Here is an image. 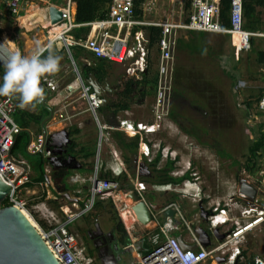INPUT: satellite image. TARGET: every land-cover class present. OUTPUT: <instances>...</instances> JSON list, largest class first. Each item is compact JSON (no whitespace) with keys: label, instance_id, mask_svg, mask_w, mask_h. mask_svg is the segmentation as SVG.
I'll return each instance as SVG.
<instances>
[{"label":"built area","instance_id":"2783aa9c","mask_svg":"<svg viewBox=\"0 0 264 264\" xmlns=\"http://www.w3.org/2000/svg\"><path fill=\"white\" fill-rule=\"evenodd\" d=\"M243 2L244 0H232L231 28L224 29L220 23V0H192V12L189 22L180 23L175 21L147 23L136 16L134 0H113L106 19L86 24L76 23L75 0H65L64 7L59 10L61 20L58 21V25L61 26L62 30L60 35L54 38L52 45L55 42L61 44L68 52L74 73L77 76L76 80L80 84L83 98L86 100V110L84 112L92 115L97 126L102 131L103 126L100 124V115L98 113L101 109L102 99L93 93L91 88L82 80L73 61L71 49L76 46L81 47L93 54L97 59L115 64L129 65L128 71L132 70L135 72L138 70V72L143 73L148 67V44L150 40L140 29L143 27L161 28V37L157 42L159 50L158 84L154 106V111L157 115L156 123L158 122L159 124V121L163 122L170 116L173 89L171 81L176 68L179 31L227 33L233 36L237 34L240 36L239 51L243 52L251 50L252 38H264V34L247 32L243 29ZM20 3L21 0H0V6L3 4L13 15L20 14ZM80 27L91 28L93 36L77 40L70 35L74 29ZM136 29L140 31L135 34V42L132 44L130 43V36ZM52 75L46 74L42 76L47 90H45L46 93L44 92L43 102L39 104L49 103V100L59 91V87L52 79ZM239 86H243V82H240ZM71 89L72 85L68 87V90L71 91ZM18 103L19 101L15 96H0V176L13 189L7 197L11 206L29 213V204L25 196L32 192L35 193L36 189L38 194L40 190L42 191L43 198L49 199V201L58 200L52 181L54 166L51 163V159L55 157V153L48 144L47 135H40L30 141L27 146V153L30 155L42 153L46 161L44 166L46 180L36 184L35 189L30 188L28 185L32 183L31 177L25 165L23 163L18 164L11 154L16 137L22 131L14 121V115L21 110ZM258 109L264 114V97L260 100ZM51 111L54 114V118H58V121L66 127L73 125L75 116L69 113L65 105H62L60 109ZM154 125L150 126L153 127ZM148 126L142 122L131 123L128 120H121L118 130L128 135L129 138H136L141 137L142 134H149L148 130L150 128ZM145 145L147 150L141 152V155L148 158L150 148L147 144ZM74 182H89L91 185L82 204L80 205L77 202L70 203L75 212L67 206H61L59 209L62 219H58L51 214L47 228H42L39 225H36L35 228L60 264H99L96 253L90 251L87 246L80 244L75 234L70 231V227L78 219L93 212L97 200L111 199L120 214L126 212L128 206L125 203L118 202L119 197L122 195L120 183L110 179H100L98 169L87 180L75 177ZM146 190L145 183L136 182L135 193L141 202L145 201L144 193ZM238 194L245 197L241 193ZM123 196L127 198L128 194ZM233 198L234 196L230 198V201ZM230 203H227L224 208L220 204L215 205L209 211L208 225L211 231L229 222H233L235 227L215 249L211 251L205 248L197 250L184 249L176 238L170 236V232L178 227L168 223L164 226H159L157 232L147 236V241L151 245L150 249L139 254L137 260L132 264H182L177 249H179L181 254H191L193 264H205L213 254L225 257V261L222 264H240L238 261L241 255L239 246L245 242L246 233L258 226H262L264 230V200L255 199L252 206L240 211V217L236 220L230 217ZM171 207L178 210L176 205ZM66 209L69 210V213ZM122 219L124 220L123 215ZM239 220H246V223H242ZM182 221L191 232L193 239L197 241V237L189 224L184 220ZM52 222L55 223L52 224ZM252 264H264V257L256 258Z\"/></svg>","mask_w":264,"mask_h":264},{"label":"rangeland","instance_id":"374dc122","mask_svg":"<svg viewBox=\"0 0 264 264\" xmlns=\"http://www.w3.org/2000/svg\"><path fill=\"white\" fill-rule=\"evenodd\" d=\"M57 3L63 5L65 0H21L20 8L23 14L27 11L26 14L19 18V22L16 20V17L6 19L0 16V32H5L18 41L22 50L24 47L23 39L25 40V34H27L30 39L28 40L26 38V40L32 43L31 46H29L31 47L30 51H32L37 44H46L47 40H50L49 30L47 29L55 27L56 24L53 22L54 18H49V15H44L47 10L45 7ZM184 7L185 0H146L141 8L142 17H144V21L147 23L165 21L180 23L184 22L191 15V11H186ZM37 14L44 15L46 20L40 18V20L33 22L28 21ZM19 23L22 28H26L29 32L25 29H21ZM35 25L38 26L35 27ZM41 25L45 29H43ZM51 30L53 31V29ZM52 31L51 35L54 34ZM8 35L2 38L4 44L10 50L18 49ZM198 36L205 35H197L196 32L186 33L183 30L179 33L176 68L171 81L172 90L174 92L170 106V116L174 120V123L172 122V124H170L171 127H169L168 123V121L170 123L171 121L167 119L163 122L159 121V124L158 122L156 123L157 115L154 111L155 98H152V101L147 104L144 103L139 105L135 101L132 102L130 105L131 108L129 109L130 114L125 118L131 123H145L149 125L148 127L150 128L148 130L149 134H142L141 137L139 136L137 154L130 155V165L125 164L128 172L131 173V175L133 172L137 174L139 171L138 165L140 163L141 165L144 164L146 169L147 167L149 168L151 162L160 155L156 170L164 169L166 168L165 166L172 163L170 173L172 172L171 176L174 175V178L182 177L187 171H190L189 179L179 184L182 187L178 193L180 196H190L187 194L188 191L191 193H198L199 190L194 187L198 184H204L206 189L211 188L213 190H218L217 183H219V180L222 178L224 180L227 179V177L237 180L242 176L244 178L245 173H243V168H245L248 163L250 147L254 141V137L251 136L250 132L251 126L248 124V109L244 106L245 102H247V98H245L243 93L242 97L237 93L235 81L225 74L224 70L227 68L230 69L231 65H219L220 61L228 58L231 54L229 42L225 39L224 35L204 37L203 39ZM235 40L234 37L233 50L234 53L237 54L238 51L235 48ZM256 41H260V43L258 42L259 44L263 43V40ZM189 46L196 48V50L191 52ZM149 53V78H152L158 71L159 53L157 51V46L151 48ZM240 56H243L244 60L242 64L244 66L242 69V76L245 77L248 75V68L252 67V65L248 62L246 54L242 53ZM230 60L234 62L231 57ZM70 68L72 71L73 67L71 66ZM124 69L125 67L123 65L117 66L108 64L109 73L122 77L120 86L129 79ZM138 78L141 79L142 77L139 75ZM260 85L261 84L258 83L256 87ZM257 90V88L254 90V94ZM253 111L264 116L257 108H253ZM98 113L101 114V111ZM153 124L155 125L151 127L150 125ZM126 136L129 138L128 135ZM93 140L94 139H92V141ZM145 144L150 148V155L148 158L140 154L143 146H145V151L147 150ZM117 150L123 161H125L123 157L124 152L120 148ZM141 152L144 151L142 150ZM40 158L41 157L38 155H33L29 159L34 165V174L40 173ZM136 158L138 162L136 161L135 163ZM101 159V175L105 170L114 178L123 176L124 173L120 169L119 171L116 169L115 173L112 174L113 172L110 169L105 168L107 166L105 153H103ZM89 164L94 170L95 165L93 161ZM143 170L144 168L141 169L142 174L144 173L141 179L147 182V196L152 198V196H154L153 194H155L157 197H160L163 196L165 192H170L172 190L171 186H164L156 191V189H154L156 185H153L152 182L149 181L151 175L145 174V170L144 172ZM230 191H232V187L227 186V195ZM25 198L28 200L29 213L27 211H21L32 223H36V225L42 228H47L51 214L58 219H62V214L59 211L60 202L52 201L53 203H50L51 200L49 201V199L42 197L41 190L39 194L36 190L35 193L32 192L26 195ZM167 201H170V198ZM115 209L119 213V210H117V208ZM109 210V208H105L104 210L94 209V211L89 214V220L92 221L95 219L96 215H99L100 226L105 229L106 227L110 228V226L115 225L112 222V220L115 221V218H112L114 216L113 214L116 212L114 210L109 212ZM125 215L127 224H132L133 221L129 213ZM83 218L75 221L70 227V231L75 234L80 244L87 246L78 236V231L82 229L80 221ZM54 223L55 222H52V224ZM258 237V243L255 247L261 250L264 248V233H259ZM122 264H130V262L126 260L123 261Z\"/></svg>","mask_w":264,"mask_h":264},{"label":"crops","instance_id":"0c3cea01","mask_svg":"<svg viewBox=\"0 0 264 264\" xmlns=\"http://www.w3.org/2000/svg\"><path fill=\"white\" fill-rule=\"evenodd\" d=\"M260 1L262 2V4L257 7V11H256V17L258 18V22L256 24L255 29L258 32H253L252 30L251 31L252 33L264 34V0H260ZM63 7H64V4L61 5V3H57V4H50L49 7H45V9H50L51 11V10H55L58 8L59 10H61ZM26 12L23 14L20 8V14L13 15L11 12H9L6 9V7L3 4L0 6V16L2 18L7 19L11 17L12 18L16 17L17 18L16 20L18 22H19V18L25 15ZM47 13L49 15L48 17L51 18L52 15H50V12H47ZM76 13H77V3H76V8H75V18H76ZM108 15H109V12H108ZM97 20H102V19H97ZM142 20H144V17H142ZM19 26H20V23H19ZM57 26H60V25H58L57 23ZM20 27L21 29L26 30V28H22V26ZM42 28L45 29L43 26ZM87 28L89 29V33L87 37L84 39H87L88 37L93 36V33L91 32V28L89 27ZM145 28H149V27H143L140 30L143 32V34L146 35V37H148L145 31ZM76 29H74L70 33V35L73 36L74 38L75 36L73 32ZM47 30H49L48 33H49L50 40L49 41L47 40L46 44L41 43L40 45L42 46H46L49 42L54 41V38H52L51 36L52 30L51 29H47ZM140 30L136 29L132 33V35L130 36V43L133 44L135 42L134 36L137 33V31H140ZM26 31L29 32L28 30ZM251 31H247V32H251ZM185 32L187 33V32H192V31H185ZM179 33L180 31L178 32V40H179ZM196 33L197 35L198 34L205 35V36H198L201 39H203L204 37H216L217 35L225 36V39L229 42V48L231 49V54L228 58H225L224 60L220 61L219 65L220 66L225 65V64L231 65V68H230L231 70L229 68L224 70L225 74H227L228 76H229V73H232V72L236 74L237 79L234 81L236 85L235 89L238 91L237 93H239L241 97L243 96L242 95L243 93L245 95V98H247V102L252 103V107L257 108V110H259L258 109L259 102L257 103V101L259 99L261 100L264 97V79L261 77V74H264V70H262L256 64L257 53L256 52L254 53L251 50L249 52L239 51L237 50L236 44H235V48L238 51V53L235 54L233 50L234 49V42H233L234 37L231 34L205 33V32H196ZM3 34H7V33L0 32V38L1 36H3ZM24 36H25V40L23 39L24 37L22 38L23 43H24L23 50L18 41H16L14 38L10 36L9 37L16 44L19 51L22 54L26 55L31 52L30 51L31 47L29 46H31L32 43L26 40V38L30 40L27 34H25ZM80 39H83V38H80ZM254 40H255L256 49H259V48L261 49L264 47L263 46L264 43L259 44L260 41H258L259 43L256 41V40L264 41V38L255 37ZM150 44L151 43L149 42L148 51H150V49L154 47V46L150 47ZM155 46H157V44ZM73 48H76V50H79L78 54H76L77 55L76 58H74L73 55H72V58L82 77V80L88 86L87 80L89 79V77L88 79L84 78V75L82 72V64H87L89 66L96 67V61L93 57H92L93 59H90V58L86 59L87 58L86 55L93 56V54H91L89 51L81 47H77V46ZM189 48L191 52L196 50V48H193L190 46ZM53 49L55 53L61 57L59 71L52 75V79L58 85L59 91L55 93V95L49 100L50 104L48 102L47 104H44V105L37 104L35 109H32L31 107L21 109L14 115L15 123L22 129V131H26L27 133H29L30 141L32 139H36V137L40 135H47L48 137L52 134L59 133L62 131H67L69 133L71 144L68 148L67 155L72 156L73 158L69 161L67 160V156H64V157L58 156L56 158L54 165H53L54 172L64 168L65 172H67V175L59 177V178H55L54 172H53L52 181L55 186V191H56L58 200L56 201L51 200L50 203H53L52 201L60 202L61 205L59 206V208L61 206H67L70 209H72V211L74 209L70 204L71 202H77L78 204L81 205L83 199L87 196V193L89 192L91 185L89 182H85V183L74 182V178L80 177L82 178V180H87L95 172L96 169H98L99 174H100V164L102 161L101 158H102L103 153H105V161L107 163V166L105 168L110 169L113 172L112 174L115 173L116 169H118V171L120 169L127 176L128 182L130 184L129 191H125L121 188L123 198L119 197L118 202L125 203L128 206V209H126V212L129 213L133 222L132 224L128 225L127 222L122 219V214L118 213L116 209H115L116 213L114 215L117 216L119 220L113 216L112 219L115 218V221L112 220V222L113 224L115 223L119 224L121 222L123 225H125L124 227L128 235V239L125 240L127 241V244H126L127 246L134 244L136 242L144 241V247L146 249L144 252H146L150 249V246H151L147 241V236L151 235L152 233L157 232L159 226H164L165 224H168V223H171L174 226L178 227L177 229H174L170 232V236L176 238L180 242V244L184 246H191L192 250L205 248L208 251H211L215 249L221 242L225 240L226 235L234 228V226H233V222H229L225 225H220L217 227L216 230L211 231L208 225L209 211L215 205H218V204L222 205V208H224L227 205V203H230L232 201L230 203L231 211H229V214L231 218L236 220L238 217H240V211L242 209L252 206L253 201L255 199L252 200V199L247 198L246 196L245 197L239 196L238 194L240 193L239 190H240V185H241L242 180L246 181L249 185H251L253 188L257 190L258 193H257L256 199L261 200V201L264 200V155L261 157V155L259 154L260 157L256 158V162L258 164L257 166H254V168L252 166L251 169H248L247 167L248 163H247L246 167L243 168V173H245L244 178L243 176L240 177L239 180L235 178H229V177H227V179L225 180L222 178L219 180V183H217L218 190L216 189L213 190L211 188L206 189L204 184H200V185L198 184L194 186L196 189L199 190L198 193L193 192L194 193L193 194L190 191H188L187 194H189L190 196H187V195L180 196L178 193L182 189V187L179 184L178 185H165V187L171 186L172 190L170 192H165L163 196H160V197H157L155 194H153L154 196H152V198L147 196L148 190H146V192L144 193V198H145L144 203L147 204L149 207L153 206L155 208H159V210L152 212L154 216V220L152 222H150L147 225L141 224L136 214L133 213L134 211L132 208L133 206H135L136 203L133 200L132 194H135L137 196V194L135 193V185L137 181H141L145 183L146 187L148 185H147V182L141 179L143 176L140 170L137 172V174L136 172H133L132 175L131 173L128 172L125 166L126 163L125 161H123L122 157L120 156L117 150L119 149L118 145L115 139L112 137V133L117 132V131L120 132L118 130L119 122L121 120H126L125 118L128 117V115L130 114L129 109L131 108L130 107L128 110H125V111H119L116 115L113 114V110L115 108L114 102L117 101L118 93L122 90V85L125 82L121 84L120 86V80H122V77H118L117 75L109 73L108 64H114L117 66H120L121 64H115V63H110L106 61L105 69L108 72L107 76H105L102 79L98 74H95L98 80L102 83L106 79H108V82L111 85L112 89H114L116 92V95H112L109 93L106 95V97L110 99L112 105L100 109L101 111V114H99L100 122H101L100 124L103 126V129L101 131L99 126H97L96 122L94 121L92 115L88 112H84L86 110V100L83 98V95H82L83 91H82L80 84L76 80L77 76L74 73V70L72 69L71 71L70 67L72 66V64H71V60H70L68 52L61 44H57L56 42L55 44H53ZM157 51L159 53L158 47H157ZM242 53L246 54L247 58L249 56L251 57V59H247V60L252 65V67L248 68V75L245 77L242 76V69L244 68V66L242 65L244 62L243 56H240ZM71 54H72V51H71ZM44 55H47V52H45ZM230 57L234 60V62L230 60ZM149 61H150V57L148 58V64H149ZM158 61H159V58H158ZM123 66L125 67L124 72L129 76V79L127 81H134V82L142 81L144 72L140 73L138 72V70L135 72L132 70L128 71L129 65H123ZM147 69L145 72H147ZM91 74H94V73H91ZM139 75L142 77L141 79L138 78ZM157 75H158V72H157ZM240 82H243V86H239ZM257 82L260 83L261 85L256 87V85H258ZM0 83H2V77L0 78ZM71 85H72V89L70 91L68 90V87ZM40 87H42L44 92L46 93L45 90H47V88H46V84L44 83L42 77L40 81ZM253 88L254 90H256L257 88L259 91L258 90L257 92L255 91V94H254ZM138 90H140V88L136 87L135 94H134L135 97H134L133 102L135 101L139 105L144 104V103L147 104L148 102L152 101V98H156L157 88L155 90L154 87L147 86L146 95L144 98L139 97ZM247 102H245V104ZM245 104L244 106L246 107ZM62 105H65L69 113L75 116L73 119V125L70 127H66L63 123H60L58 121V118L56 117L54 118L53 116L54 114H52L51 110L54 111V109H60ZM252 107L249 109L246 107L248 109V118H249L248 124L251 126L250 127L251 136L254 137L253 139L254 141L250 149L253 147L254 143L256 142L260 131L264 132V116L259 115L258 113L253 111ZM167 120L171 121V123L168 121L169 127H171L170 124H172V122L174 123V120L172 119L171 116H169ZM74 130H78L79 133L72 136V132ZM92 139L94 140L92 141ZM73 141L76 143V147H75L76 149L74 153L72 154L70 152V147ZM26 152H27V147H26ZM87 154H92V156L86 159L85 156ZM140 154H141V151H140ZM20 159L22 162L24 161L28 165V174L33 178L36 177V174H34L33 172L34 165L30 164L21 155H20ZM90 160L93 161V164L95 165L94 170L92 169V166L89 164L91 162ZM136 161L137 159L135 160V163ZM114 165L117 167H115ZM139 165H141V163ZM139 165H138V169H139ZM257 167H259L258 170H256ZM142 168L144 167L142 166ZM144 170L145 172H147L148 175H151L150 177L154 175V172H152L151 166H149V168L147 167V169H144ZM188 173H190V171L186 172V174ZM103 174H110V173L104 170ZM171 174L172 172L170 173V175ZM183 176H185V174ZM172 177L174 178L175 176L173 175ZM179 178H181V176ZM226 185L232 187V191H230L228 195H227ZM161 187H164V185H156L154 189L158 191L157 189H160ZM125 194H128L127 198L123 196ZM232 196H234V198L233 200L230 201V198ZM169 198H170V201H167ZM173 205H176L178 207V210H176L175 208H172L171 206ZM204 213L207 214L206 219L203 217ZM182 220H184L186 223L189 224L191 230L195 233L197 237V241L193 239L191 232L189 231V229L187 228V226L184 224ZM239 221H242V223H246V220H239ZM113 226L114 225L110 226V228L106 227V230L111 229ZM201 229L205 230L210 235V245L208 247H204L200 243V237L198 234V230H201ZM214 232L217 233V236L214 234ZM259 233H264L262 226H258L254 228L253 230L248 231L246 233L245 242L239 246V249L241 250V255L239 256L238 261L240 264H252L256 258L264 257V248L260 250L255 247V245L257 246V243H258ZM222 236H224V238ZM116 241H119V240L116 239ZM195 246H198V248L195 249L194 248ZM124 248L125 247L122 246L121 251H123ZM121 251H118L117 253H115V256L120 255L119 264H122V262L126 260L129 261L130 264H132L137 260V258L139 257V254L144 253V252H135V254H129V256H127L126 254H121L120 253ZM224 261H225V257L221 255L217 256L216 254H213L209 258L208 262H206L205 264H222L224 263Z\"/></svg>","mask_w":264,"mask_h":264},{"label":"trees","instance_id":"16d2710c","mask_svg":"<svg viewBox=\"0 0 264 264\" xmlns=\"http://www.w3.org/2000/svg\"><path fill=\"white\" fill-rule=\"evenodd\" d=\"M146 0H134V7H135V12L136 16L139 18H142V6L144 5ZM77 3V13H76V23L77 24H86L90 23L92 21H95L97 19H105L108 15L109 12V7L112 4L113 0H75ZM231 3L232 0H220V23L221 26L224 29H230L231 28ZM262 2L260 0H244L243 2V29L246 31H253V32H258L256 31V24L258 22V18L256 17V11L257 7L260 6ZM184 9L186 11H192V0H185V7ZM47 12H53V10L50 11V9H47L44 13V15H48ZM191 13V12H190ZM42 14H37L28 21L33 22L36 20H40V18L45 19V16ZM190 17V16H189ZM189 17L184 21V22H189ZM46 20V19H45ZM47 22V21H46ZM51 25V24H50ZM36 26V25H35ZM145 31L147 33V36L150 39V47H153L157 44L161 37V28L157 27H149L145 28ZM251 31V32H252ZM74 36L76 39L80 38H86L89 29L87 27H80L76 29L74 32ZM6 34H3L1 38L6 37ZM264 43V41H263ZM264 46V45H263ZM251 51L257 53V61L256 64L264 70V47L256 49L255 47V40L252 38L251 40ZM72 55L74 58H76V54H78L79 50H76V48H72ZM81 51V50H80ZM82 54V53H81ZM46 56V55H45ZM86 59H95L96 61V67L89 66L87 64H82V72L84 75L85 79H88L89 75L91 73L98 74L102 79L107 76V70L105 69V60L97 59L92 56V55H86ZM93 57V58H92ZM248 59H251L249 56ZM242 60V59H241ZM5 69L0 66V78L3 77ZM239 71V70H238ZM241 73V72H240ZM261 73V72H260ZM263 73V72H262ZM229 77L233 80H236V74L229 73ZM261 77L264 79V74H261ZM158 84V75L156 74L152 78H149V67L147 69V72L143 73V79L142 81H127L122 85V90L118 93V99L116 102H114V110L113 114H117L119 111H125L130 108V104L133 102L134 97H135V90L136 87L141 88V93H139V97L144 98L146 95V88L148 87H154L155 90L157 88ZM121 88V87H120ZM139 91V90H138ZM260 102V99L257 101V103ZM259 104V103H258ZM246 107L249 109L252 107V103H246ZM25 127V125H24ZM79 133L78 130H74L72 132V136L76 135ZM112 137L115 139L118 147L124 152V160L126 164H131V159L130 155H136L137 150L139 148V137L136 138H128L124 133L122 132H114L112 133ZM30 141V135L26 131L20 132L15 140L14 146L12 148L11 154L13 159L18 163V164H24L27 171H28V165L20 159V155L24 157L25 160H27L30 164L33 165L32 162L29 161L30 157L33 155H30L26 152V147L28 146ZM76 143L73 141L72 145L70 147V152L73 154L75 151ZM261 157L264 155V132L260 131L259 136L254 143L253 147L250 149V157L248 160V169H251L252 166H257L256 158ZM40 155V163H39V174H36V177H31V184L28 186L30 188H34L36 184L42 183L46 180L45 172H44V166H45V159L42 154H37ZM92 154H87L85 158L91 157ZM159 157L158 155L156 159L151 162L150 166L152 167V172H154V175L149 178V181L152 182L153 185H178L182 183L184 180L189 179V173L185 174V176L181 178H173L170 175V171L172 169V163L169 164L165 169L161 170H156V165L159 163ZM259 167L256 168L258 170ZM67 172H65L64 168L60 169L56 172H54L55 178H59L62 176H66ZM135 175V174H133ZM100 179H110L113 181L120 182V186L123 190L129 191L130 190V184L128 182L127 176L124 174L122 177L118 178H113L110 174H100ZM11 204L9 201L6 199L2 203V207H9ZM105 208H109V212H112L113 210L115 211V206L113 204V201L111 199L108 200H97L95 204V209L99 210L102 209L104 210ZM114 215V214H113ZM99 215H96L95 218H98ZM118 220L119 218L114 215ZM85 218L89 219L90 216L87 215ZM120 228L122 229L123 235H124V242L125 240L128 239L127 232L125 230L124 225L120 222L118 224Z\"/></svg>","mask_w":264,"mask_h":264},{"label":"water","instance_id":"95a60500","mask_svg":"<svg viewBox=\"0 0 264 264\" xmlns=\"http://www.w3.org/2000/svg\"><path fill=\"white\" fill-rule=\"evenodd\" d=\"M61 20V14L59 15ZM10 49L3 43L0 38V65L4 68V61L10 55ZM88 86L93 92L102 99L101 108L111 106L112 103L106 95H116L114 89L106 79L103 83L98 80L95 74H90L87 80ZM48 144L54 151L55 156L51 159V163L54 165L56 158L67 156V160H71L73 157L68 156V148L71 144L69 133L62 131L52 134L47 137ZM142 166L139 165L141 171ZM10 187L0 176V264H60L56 257L52 254L46 243L40 236L37 229L16 207H2V203L12 192ZM240 193L249 199H256L257 190L249 185L246 181L242 180L240 185ZM133 200L136 203L133 206V211L136 214L139 222L143 225H147L154 220L153 211H158L159 208L148 206L144 202L138 200L135 194H132ZM207 214H203L206 219ZM200 237V243L204 247L210 245V235L203 229L198 230ZM217 236V233L214 232ZM224 238V236H222ZM125 245L127 241H125ZM122 244L120 241H115L114 250L115 253L122 250ZM182 245V244H181ZM184 249H191V246H184ZM195 249L198 246L194 247ZM144 241L136 242L129 246H125L122 254H135V252H144ZM113 254V264H119L120 255ZM103 264H107L106 262Z\"/></svg>","mask_w":264,"mask_h":264},{"label":"clouds","instance_id":"9594fccd","mask_svg":"<svg viewBox=\"0 0 264 264\" xmlns=\"http://www.w3.org/2000/svg\"><path fill=\"white\" fill-rule=\"evenodd\" d=\"M60 59L52 42L46 46L37 44L26 55L18 49H11L10 55L3 62L5 71L0 83V96H15L21 109H35L44 100V90L40 87L41 77L58 72ZM177 252L182 264H193L191 254H181L179 249Z\"/></svg>","mask_w":264,"mask_h":264},{"label":"flooded vegetation","instance_id":"af4514ba","mask_svg":"<svg viewBox=\"0 0 264 264\" xmlns=\"http://www.w3.org/2000/svg\"><path fill=\"white\" fill-rule=\"evenodd\" d=\"M140 91H142L141 88L138 91V94L141 93ZM173 94L174 92L172 90V95ZM142 166L144 167V164H142ZM144 169L146 168L144 167ZM146 173L147 172H145V174ZM81 224L82 229L78 231V236L88 246L90 251L96 253L99 264H103L105 262L107 264H113V254L115 253L114 244L116 239L121 241V243H124L122 246H126V242H124V235L120 226L115 223L111 229L106 230L100 226L99 218H95L92 221L87 218H83L80 221V225ZM120 253H122V251ZM126 255L129 256V253Z\"/></svg>","mask_w":264,"mask_h":264},{"label":"bare ground","instance_id":"6f19581e","mask_svg":"<svg viewBox=\"0 0 264 264\" xmlns=\"http://www.w3.org/2000/svg\"><path fill=\"white\" fill-rule=\"evenodd\" d=\"M50 15H52V18H54V23L56 24V26L55 27H53V28H51V29H53V31H52V33H54L53 35H51L52 36V38H56V37H58L59 35H60V32H61V30H62V28L60 27V26H57V23H58V21L60 20V18H59V15H60V11H59V9L57 8V9H55V10H53V12H51V14ZM234 37H235V44H236V48H237V50H240V36L239 35H237V34H235L234 35ZM4 43V42H3ZM55 103V102H54ZM142 149L143 150H145V146H143L142 147ZM121 197H122V195H121ZM123 198V197H122ZM26 218H28L22 211H24V210H22V209H18ZM22 210V211H21ZM66 211L68 212L69 210L68 209H66ZM26 212V211H25ZM128 212H123V218H124V220H125V214H127ZM29 221H30V219H28ZM126 221V220H125ZM31 222V221H30ZM32 223V222H31ZM32 225L34 226V227H36V223H32ZM122 254V253H121Z\"/></svg>","mask_w":264,"mask_h":264}]
</instances>
